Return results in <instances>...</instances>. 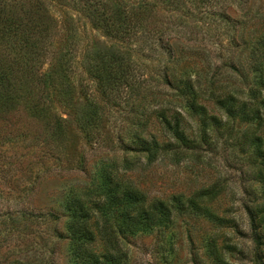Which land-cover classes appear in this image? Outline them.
Masks as SVG:
<instances>
[{"label": "rangeland", "instance_id": "1", "mask_svg": "<svg viewBox=\"0 0 264 264\" xmlns=\"http://www.w3.org/2000/svg\"><path fill=\"white\" fill-rule=\"evenodd\" d=\"M65 1L53 0L56 3L53 10L59 20L72 17L75 38L71 41L77 47L73 52L74 67L79 73L77 84L89 83L85 72V57L89 53L96 56L98 50L116 49L137 65L144 82L143 91L125 105H106L95 85L92 86L93 82L90 84L91 94L105 114L101 134L94 142H88L77 122L89 113L79 92H73L67 100L60 99V103L53 106L58 116L69 119L68 136L63 141L44 120L33 117L30 122L23 108L20 109L25 126L31 127L36 137L33 139V134L27 141L0 145V213L16 214L20 210L32 212L37 218L21 222L14 227L16 231L8 232L0 226V264H75L71 243L55 234V230L67 234L66 202L72 196L96 192L100 164L117 158L132 160L134 167L123 179L149 200H166L174 195L189 197L213 184L222 188L218 199L208 205L223 221H210L193 213L179 215L170 228L130 238L126 244L129 251L126 264H220L211 255L213 242L221 249L224 244L238 245L244 252L237 256L225 251L229 264H254L246 207L254 209L264 201L263 188L252 175L256 171L249 162L254 158L253 151L244 156L238 148L232 147L243 134L250 129L254 131L253 126L230 120L229 125L234 124L231 137L228 134L221 137L218 148L211 152H189L178 164L167 157L148 164L145 155L139 157L120 149L118 139L128 141L129 130L138 128L136 120L145 114L141 117L145 121L152 110L161 108L163 101L170 103L167 108L171 113L183 110L187 134L200 127V118L189 114L185 100L166 85L173 68L178 77H197L203 87L215 93L236 91L247 95L250 89H258L248 63L250 48L255 45L260 54L263 51L264 0H225L220 4L219 9L236 21L234 26H226L211 14L195 17L189 3L184 14L179 15L162 4L151 2L152 21L163 28L164 33L152 32L149 39L143 37L133 42L111 38ZM252 17L258 20L259 31L253 43L244 44L240 38L242 35L243 39H248L245 27ZM178 59L183 61L178 64ZM199 102L211 114L228 122L226 114L219 113L212 101L200 99ZM149 122V130L157 132L156 119L152 117ZM193 154L200 157L194 158ZM262 248L264 253V246ZM95 249L101 250L99 242Z\"/></svg>", "mask_w": 264, "mask_h": 264}, {"label": "trees", "instance_id": "2", "mask_svg": "<svg viewBox=\"0 0 264 264\" xmlns=\"http://www.w3.org/2000/svg\"><path fill=\"white\" fill-rule=\"evenodd\" d=\"M224 1L66 0L64 3L87 17L95 28L104 30L111 38L133 42L143 37L149 39L152 32L164 33L163 28L152 21L151 2L162 4L179 15L184 14L189 3L195 17L211 14L226 26H234L236 21L225 10L219 9ZM53 3V0H0V145L24 142L33 134V139L36 137L32 128L25 126L21 108L29 121L33 117L44 120L60 141L65 140L69 132V119L58 116L53 106L60 103V99L67 100L73 92H79L89 112L77 122L88 142H94L101 134L105 114L101 104L92 96L90 84L93 82L92 86L95 85L106 105H125L143 91L144 82L137 65L116 49L98 50L96 56L89 53L85 57L89 83L77 84L79 73L74 67L76 56L73 52L77 47L71 41L75 38L71 28L72 17L71 20H59L54 13ZM256 21L254 17L248 20L245 27L248 39H243L242 35L240 38L244 44L251 43L258 33L259 24ZM261 45L262 54L257 46L250 48L248 63L252 81L258 83V89H250L247 95L236 91L215 93L203 87L197 77H178L173 68L166 85L176 91V96L185 100L189 114L200 118V127L187 134L183 110L176 109L171 113L167 108L170 103L163 101L161 108L152 110L145 121L141 118L145 114L136 120L138 128L129 130L128 141L118 139L119 148L139 154V157L145 155L148 164H153L159 157H167L178 164L189 152H211L218 148L221 137L226 134L231 137L233 134L234 124L229 125V121L237 120L255 128L243 134L240 140H235L232 147L238 148L244 156L253 151L254 158L249 162L256 171L252 175L262 184L264 195L263 41ZM165 49L170 54V48L166 46ZM182 61L178 59L177 63ZM200 99L212 101L219 113L226 114L228 122L211 114L199 102ZM69 103L71 108L73 99ZM152 117L156 119L157 132L149 130ZM256 131L261 133L257 134ZM227 140L225 144H228ZM192 156L200 157L197 154ZM133 167L132 160L126 158L122 161L118 158L103 161L98 170L97 191H88L67 200V234L58 230H55V234L59 239L69 240L75 264H126L129 260L126 244L130 238L170 228L179 215L193 213L210 221H223L208 205L222 194L219 184L198 190L189 197L174 195L166 200H149L141 190L123 179V175ZM246 210L250 220L248 236L253 244L251 261L264 264V201L256 208L248 206ZM16 214L0 213V226L5 231H16L14 227L21 225V222L36 217L32 212L20 210ZM54 218L58 220V217ZM97 242L100 243V251L95 249ZM211 247V255L220 264H229L225 251L237 256L244 255L238 245L224 244L221 249L213 242Z\"/></svg>", "mask_w": 264, "mask_h": 264}]
</instances>
